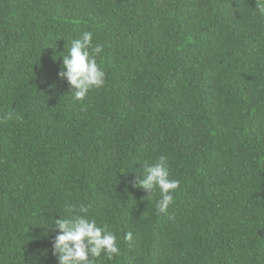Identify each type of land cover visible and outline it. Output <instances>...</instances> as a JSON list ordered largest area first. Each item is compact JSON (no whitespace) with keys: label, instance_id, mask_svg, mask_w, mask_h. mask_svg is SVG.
Segmentation results:
<instances>
[{"label":"trees","instance_id":"1","mask_svg":"<svg viewBox=\"0 0 264 264\" xmlns=\"http://www.w3.org/2000/svg\"><path fill=\"white\" fill-rule=\"evenodd\" d=\"M262 6L0 0V264H58L45 228L81 207L120 248L95 264H264ZM84 32L105 83L76 100L57 74ZM162 155L163 213L133 186Z\"/></svg>","mask_w":264,"mask_h":264},{"label":"clouds","instance_id":"2","mask_svg":"<svg viewBox=\"0 0 264 264\" xmlns=\"http://www.w3.org/2000/svg\"><path fill=\"white\" fill-rule=\"evenodd\" d=\"M261 11H264V6ZM92 36V32L82 33L81 38L71 41L66 54H60L62 64L58 78L67 81L76 100H83L91 89L103 87L105 83V72L96 60V56L103 51V45H93ZM141 167L142 172L138 173L133 186L151 192L159 188L157 208L161 213L165 212L173 201L172 193L179 183L169 178L167 157L162 155L156 163ZM84 212L86 209L83 207L79 212L72 210L69 218H53V223L45 228L57 233L51 240V246L58 264H95L92 258H98L102 253L108 259L120 254L117 236L98 227L95 219L79 214ZM124 239L131 240L132 233H126Z\"/></svg>","mask_w":264,"mask_h":264}]
</instances>
